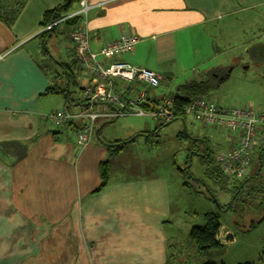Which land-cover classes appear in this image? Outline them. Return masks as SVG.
Segmentation results:
<instances>
[{
  "label": "crops",
  "instance_id": "0c3cea01",
  "mask_svg": "<svg viewBox=\"0 0 264 264\" xmlns=\"http://www.w3.org/2000/svg\"><path fill=\"white\" fill-rule=\"evenodd\" d=\"M89 1L93 52L123 34L140 37L134 51L99 55L103 66L121 60L149 68L161 83L168 82L163 86L171 93L159 95L157 88L136 84L137 91H148L149 101L176 95L172 88L186 82L193 69L209 75L214 70L213 77L222 74L224 67L213 64L220 52L215 37L247 27L254 18L264 20V0ZM63 2L26 0L11 28L0 21V264H166L172 243L168 231L176 227L169 179L155 172L122 177L113 169L154 121L152 125L148 116H131L133 121H120L115 136L103 138L102 123L111 118L100 115L92 139L79 149L71 131L41 118L67 106L63 94L44 95L49 86L59 84L52 77L61 74L60 63L75 71L71 86L77 102L71 110L82 105V86L90 82L71 53L70 26L60 24L47 42L41 39L44 13ZM49 42L59 46L57 58L44 51ZM111 110L96 106L101 114ZM132 137L110 157L109 145ZM136 151L151 152L146 140ZM109 158L110 180L92 196L101 182L100 163ZM257 264H264V255Z\"/></svg>",
  "mask_w": 264,
  "mask_h": 264
},
{
  "label": "rangeland",
  "instance_id": "374dc122",
  "mask_svg": "<svg viewBox=\"0 0 264 264\" xmlns=\"http://www.w3.org/2000/svg\"><path fill=\"white\" fill-rule=\"evenodd\" d=\"M215 39L220 52L213 64L224 67L222 74L213 77L211 74L215 73L214 70L209 75L198 73L197 69H193L191 74L185 77L186 81L208 79L211 84L208 98L219 105L247 106L255 110H264V46H262L264 45V20L254 18V21L247 27L243 28L241 25L235 32L216 36ZM69 44L72 47V44ZM48 48L50 54L56 58L61 55L58 52L60 49L58 45L49 42ZM56 58H54L55 61ZM76 64L78 65V63ZM58 68L62 73L63 70ZM65 83L67 81L64 78L62 83L64 87ZM164 83L168 84L166 81ZM164 83H161L157 88V95L171 93L164 88L166 86ZM177 83L180 81L174 85ZM177 88L178 86H175L172 89L177 92ZM41 118L47 121L43 118V114H41ZM148 118L150 119L148 122L152 124L154 121V125L152 124L153 126L144 136L136 138L134 146L129 145L124 150V154L120 155L124 158H119L117 160L119 163L117 164L116 161V167L114 165L113 169L117 176L122 177L155 172L163 174L169 179L174 217L176 218V227H172L168 231L172 241L171 252L188 260L187 264H203L205 260L217 264L223 262L238 264L244 261L255 264L258 258L264 255V193L260 186L264 179L259 178V173L264 172V150L262 151V164L258 151L252 152L253 160L246 177L253 178L244 183L246 187L238 193V197L235 199L233 183L229 185V191L226 192L205 174L204 165L200 163L199 153H205L207 146L200 140H196L205 138L211 150L217 152L226 148L235 139V133L205 127L195 123L190 117H185V123L182 120H174L165 125L162 121ZM111 119L102 123L104 124L101 136L103 138L115 136L120 121L134 120L131 115ZM97 125L100 127V120H97ZM145 140L148 149L151 150L149 155L136 151V147H139L141 141ZM152 142H157L158 146L154 148L149 146L152 145ZM254 186L257 187L256 190L252 189ZM250 199L254 200L255 205L251 206ZM231 204L232 207L229 209ZM209 210L221 214V222L224 224L225 231L227 230L226 225L238 242L234 245L229 244L223 254H216L212 257L198 256L188 233L193 225L203 222V214ZM252 221L256 225L249 228Z\"/></svg>",
  "mask_w": 264,
  "mask_h": 264
},
{
  "label": "built area",
  "instance_id": "2783aa9c",
  "mask_svg": "<svg viewBox=\"0 0 264 264\" xmlns=\"http://www.w3.org/2000/svg\"><path fill=\"white\" fill-rule=\"evenodd\" d=\"M93 3L81 0L71 9H62V17L49 23L43 30L56 27L67 19L78 18V23L70 26L68 40L72 44L71 53L78 67L84 71L90 82L84 83L79 99L82 105L77 111L67 107L51 110L43 118L54 126L67 125L76 136L75 143L85 147L95 132V120L98 116L118 118L125 115L148 116L155 121L168 122L184 116L195 123L217 130L235 133V142L228 150L216 152V162L228 175L243 178L251 162L252 152L264 147V110H255L247 106H222L207 96H197L189 102L179 105L175 95L163 94L151 105L148 93L137 91L135 85L146 84L151 89L160 85L159 75L144 67H137L125 61H115L107 66L98 60V56L114 57L134 51L140 37L136 34H123L104 45L99 53L90 49V35L87 26L89 10ZM115 80L128 84V94L115 89ZM100 103L112 104L115 109L101 114L96 111ZM76 121V124H69Z\"/></svg>",
  "mask_w": 264,
  "mask_h": 264
},
{
  "label": "trees",
  "instance_id": "16d2710c",
  "mask_svg": "<svg viewBox=\"0 0 264 264\" xmlns=\"http://www.w3.org/2000/svg\"><path fill=\"white\" fill-rule=\"evenodd\" d=\"M80 1L81 0H64V2L61 5H59L58 7L50 9L44 13L43 19L41 22L42 30L40 33L41 39L44 42H47V39L51 38L54 35L56 28L60 24L65 23L68 26H72V25H75L76 23H78L79 17L74 18V19H67L65 22L60 23L56 27H52L49 30H43V28L45 26H47L49 23H51L52 21L62 17V15H61L62 9L74 8L75 6H77L79 4ZM25 4H26V0H0V21L4 22L7 26H9L11 28L14 25V23L16 22V20H17L18 16L20 15L22 9L24 8ZM262 46H264V45H262ZM44 51H47L49 53V50L46 47V45L44 47ZM60 64L62 66L63 72L61 74L59 73V75L53 74V77H52L54 80L58 79L59 84L55 83L53 86H49L48 89L44 92V95L63 94V96L66 99V105H67L65 107H67L68 110H70V111H74V110H71L69 107H73L74 104H76L75 102H77L72 97L73 93H72V87H71V85L73 84V82H72L73 78L72 77L75 76V71H73L72 70L73 67L72 66H71L72 68L69 67L67 63H60ZM63 78L66 79L67 85L62 88L63 84H62L61 80H63ZM119 82H120V84H119ZM119 82H118L119 85L118 84L115 85V89L116 90H122L120 92L125 91V93L128 94L129 90L127 89L128 88L127 82L121 81V80H119ZM210 88H211V84H210V81L208 79L207 80H189V81L182 83L181 85H178L177 92H176L175 96H176V99L178 101V104L183 105V104L189 102L192 98L197 97V96H207L208 97ZM146 92L148 93L147 90H146ZM158 98H160V97L158 96ZM156 100H157V98L151 99L150 102L147 103V105L148 106L151 105V103L155 102ZM98 105L111 106L112 107L111 111H113L116 107L112 104H107V103H100ZM75 111H77V110H75ZM125 116H129V115H125ZM131 116H136V115H131ZM122 117H124V116H122ZM174 120H182L185 123V117L184 116H179V117L173 119L172 121H174ZM172 121L164 122V125L168 124ZM76 123L77 122L74 121L73 123H69V124L74 125ZM67 126H68V124L62 125V126H55V127H57V128L64 127L66 129H68ZM72 134L74 135L73 132H72ZM153 134H156V132H153ZM74 137L76 140L75 135H74ZM134 139H135V137H132V138L127 139V140H117L114 144L110 145L113 147V150L110 149V151H111L110 157L118 154L125 147V145L128 142H130ZM196 140H200L201 142L205 143L207 146V148L205 149V153H203V154L199 153V156H201L200 163H202V165H204V168H205L204 172L207 175V177L210 178L215 184L219 185L221 187V189H224L226 192L229 191V188H228L229 185L233 183L234 189H235L234 195L236 194L235 195V199H236L238 197V193L240 191H242L243 188L246 187V185H244V183L253 177H251V178L246 177L248 172H246V174L243 178H237L234 175H228L226 172H224V170L216 162V152L211 150V148H210L208 142L205 140V138L202 140L201 139H196ZM256 150L258 151V154L260 157V162L262 164V157H263L262 151L264 150V147H261V148L256 149ZM256 150H254L253 152H255ZM251 158H252L251 159V162H252L253 156H251ZM251 162H250V164H251ZM110 172H111V165H110V158H109V159L103 160L100 163L101 182H100L99 186L91 192L92 196L95 195L96 193H98L101 189H103L108 184V182L110 180V175H111ZM259 178L264 179V172L263 171L261 173H259ZM262 181L264 183V180H262ZM263 183H261L260 186L262 187V192L264 193V184ZM252 189L256 190L257 187L254 186V187H252ZM249 201L251 203V206L255 205L253 203L254 200L250 199ZM231 207H232V204L229 206V209ZM260 221H262V220H260ZM260 221H258V222H260ZM255 225H256V223L254 221H252L249 224V228L255 227ZM222 232H223V234H222ZM188 235H189V238L193 244V248L195 249L196 254H198V256L202 255V256L212 257L216 254H223L226 252L227 246L229 244H233L236 242L235 235L230 234V232L227 230L225 231L224 225L221 222V214L219 212L212 211V210H209L203 214V222L201 224L193 225L191 227ZM171 247H172L171 244L168 245V248H170V254L167 257L166 264H187L188 260L181 258L179 255L173 254L171 252ZM203 264H217V263L205 260ZM221 264H225V262H223ZM238 264H253V262L244 261V262H240ZM255 264H257V262Z\"/></svg>",
  "mask_w": 264,
  "mask_h": 264
}]
</instances>
